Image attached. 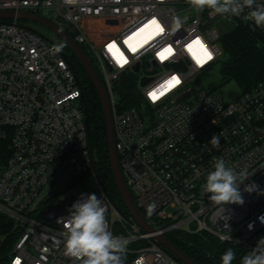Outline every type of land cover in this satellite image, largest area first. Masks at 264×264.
<instances>
[{
  "label": "built area",
  "instance_id": "obj_1",
  "mask_svg": "<svg viewBox=\"0 0 264 264\" xmlns=\"http://www.w3.org/2000/svg\"><path fill=\"white\" fill-rule=\"evenodd\" d=\"M0 11L50 19L68 29L87 51L111 101L125 182L153 228L147 231L118 207L97 175L84 93L70 56L59 43L21 25L19 19L4 20L0 216L13 222L17 236L6 264H78L64 254V229L57 220L69 214L79 196L65 200L69 207L50 205L63 193L53 189L62 176L69 179L67 190L82 177L95 179L86 194L101 198L110 230L128 240L126 264H183L158 241L173 231L206 233L238 246L244 255L256 247L264 238L259 220L264 195L258 194L264 192V82L231 98L212 91L202 79L223 57L224 32L234 26L251 27L264 38V28L245 21L243 14L220 16L207 8L196 12L187 0H0ZM173 76L180 83L169 87ZM129 77L137 78L134 105H125L120 97ZM144 79L148 82L142 85ZM154 91L159 96L155 100L150 95ZM213 136L219 137L218 146L210 142ZM218 158L250 174L240 185L243 205H225L223 210L203 192L206 175ZM249 183H255L257 191L244 192ZM153 203L156 207L149 215Z\"/></svg>",
  "mask_w": 264,
  "mask_h": 264
},
{
  "label": "trees",
  "instance_id": "obj_2",
  "mask_svg": "<svg viewBox=\"0 0 264 264\" xmlns=\"http://www.w3.org/2000/svg\"><path fill=\"white\" fill-rule=\"evenodd\" d=\"M253 29L251 27L234 26L224 32L220 40L223 57L217 65L219 66V83L235 84L240 94L247 92L256 84L264 82V38L256 29ZM66 30L68 32V29ZM61 42V47L65 46L69 49L62 40ZM260 45H263V48H260ZM84 51L87 54L85 49ZM70 60L78 74L85 104L89 110L91 124L89 143L95 160L97 175L113 202L128 213L117 189L111 168L107 128L100 98L80 62L73 55L70 56ZM209 88L212 91H218V82H211ZM136 92L137 78H127L122 83L120 92V97L125 105L135 104ZM240 94L235 93L230 97L234 98ZM13 227L12 221L0 216V236L7 237L0 247V264L7 263L15 245L17 236L13 232ZM166 238L197 264H221V255L228 248H232L236 252V259L233 264H241L244 256L238 246L221 243L218 239L206 233L194 234L173 231L168 233Z\"/></svg>",
  "mask_w": 264,
  "mask_h": 264
},
{
  "label": "clouds",
  "instance_id": "obj_3",
  "mask_svg": "<svg viewBox=\"0 0 264 264\" xmlns=\"http://www.w3.org/2000/svg\"><path fill=\"white\" fill-rule=\"evenodd\" d=\"M196 12H203L206 8L214 14L228 17H241L245 21H252L255 27L264 28V4L257 0H187ZM248 9L245 14V10ZM181 27L179 19L175 28ZM255 30V28L253 29ZM59 50V49H57ZM213 146L219 145V137L210 140ZM250 176L247 169L237 171L229 166L225 159L218 158L213 164V170L208 172L202 190L214 206L243 205L240 185ZM255 183L244 185V192L257 191ZM264 195V192H258ZM156 205L148 206L151 215ZM66 217H60L57 223L64 229V254L74 258L78 264H126L128 240L114 235L109 228L106 217V207L101 198L95 193H81L71 205ZM229 219V217H228ZM264 224V215L259 217ZM252 230L253 224L248 225ZM231 239V237H226ZM221 264H233L236 252L228 248L221 255ZM241 264H264V238H260L256 247L249 254L244 255Z\"/></svg>",
  "mask_w": 264,
  "mask_h": 264
},
{
  "label": "water",
  "instance_id": "obj_4",
  "mask_svg": "<svg viewBox=\"0 0 264 264\" xmlns=\"http://www.w3.org/2000/svg\"><path fill=\"white\" fill-rule=\"evenodd\" d=\"M33 20L46 27H48L57 37H59L69 48L72 55L80 62L87 75L89 76L93 86L95 87L98 96L100 98L104 119L107 128V137H108V146H109V157L113 176L115 183L121 199L124 202V205L130 214V216L144 229L147 231H153V228L148 224L144 215L140 212L136 206L133 196L125 182L123 171L121 168L119 155L116 147V138H115V128L113 121V112L111 101L107 92L106 87L102 83L97 71L94 68V65L85 51L71 38V36L60 26L52 22L50 19L44 18L40 15H32L29 13H16L14 11H0V21L4 20ZM260 48H263V45H260ZM65 55V54H64ZM71 68L75 71L72 62L70 61ZM136 72H139V66L136 67ZM148 82L147 79L142 81V85H145ZM85 103V98L83 97ZM85 124L87 127L88 134L91 133V124L89 117V110L85 104ZM159 243L164 247V249L170 253L176 260L180 261L183 264H197L193 259L187 256L184 252L179 250L175 245H173L166 237L161 236L158 238Z\"/></svg>",
  "mask_w": 264,
  "mask_h": 264
},
{
  "label": "rangeland",
  "instance_id": "obj_5",
  "mask_svg": "<svg viewBox=\"0 0 264 264\" xmlns=\"http://www.w3.org/2000/svg\"><path fill=\"white\" fill-rule=\"evenodd\" d=\"M20 24L32 29H35L39 31L40 33L47 36L48 39H51L59 44H61V39L55 35L48 27L33 21V20H19ZM63 47V46H62ZM64 46L63 49L66 51V53L71 56L72 53L69 49H65ZM219 66L213 69L212 73H209L202 79L203 84H210L211 82H218V92L223 95H235L240 94L239 89L235 84L232 83H219L220 81V75L218 72ZM232 98V97H231ZM69 184V179L66 176H62L58 179L56 184L54 185L53 189L59 192H63L60 196L53 199L50 203L51 206H63V207H69L68 204H66L65 200L67 202L69 199H71L74 195L80 196L81 193H86L87 191L91 190L94 187L95 179L91 176H85L80 179H78V182L70 189H66V187ZM67 190V191H66ZM6 236H0V247L4 244L6 241Z\"/></svg>",
  "mask_w": 264,
  "mask_h": 264
},
{
  "label": "snow or ice",
  "instance_id": "obj_6",
  "mask_svg": "<svg viewBox=\"0 0 264 264\" xmlns=\"http://www.w3.org/2000/svg\"><path fill=\"white\" fill-rule=\"evenodd\" d=\"M151 23H152V24H156L157 22H156L155 20H153ZM161 30H162V29H161ZM195 43H196V44H201V42H200L199 40L195 41ZM108 47H109V49L111 50L112 48L115 47V45L112 44V45H109ZM201 47L203 48V45H202V44H201ZM189 48H191V45H189ZM165 52H167V53L170 54V53H171V49H165ZM160 55H161V58H162V59L165 58L164 53H161ZM205 57H206V59H208V60H210V59L212 58L211 53L208 52L206 49H205ZM124 62L126 63V61H124ZM200 62H203V61H200ZM179 83H180V79H179L178 77H176V76H173V77L171 78V80L168 82L169 87H174L175 85H178ZM150 95L152 96V98H153L154 100L159 98L157 92H155V91L152 92V93H150ZM160 95H163V93H161ZM17 264H19V261H17Z\"/></svg>",
  "mask_w": 264,
  "mask_h": 264
}]
</instances>
